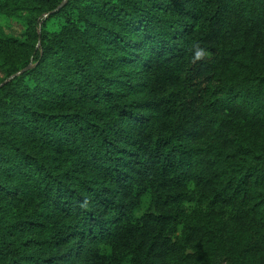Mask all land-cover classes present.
<instances>
[{
  "label": "trees",
  "instance_id": "trees-1",
  "mask_svg": "<svg viewBox=\"0 0 264 264\" xmlns=\"http://www.w3.org/2000/svg\"><path fill=\"white\" fill-rule=\"evenodd\" d=\"M0 19V264H264V0Z\"/></svg>",
  "mask_w": 264,
  "mask_h": 264
},
{
  "label": "rangeland",
  "instance_id": "rangeland-1",
  "mask_svg": "<svg viewBox=\"0 0 264 264\" xmlns=\"http://www.w3.org/2000/svg\"><path fill=\"white\" fill-rule=\"evenodd\" d=\"M0 26H1V28H3V30L6 34L17 35L19 33L18 26L14 23H10V22H6L4 20H1Z\"/></svg>",
  "mask_w": 264,
  "mask_h": 264
}]
</instances>
